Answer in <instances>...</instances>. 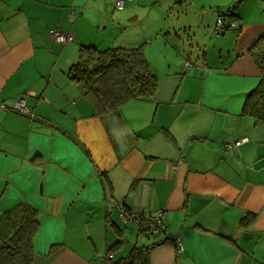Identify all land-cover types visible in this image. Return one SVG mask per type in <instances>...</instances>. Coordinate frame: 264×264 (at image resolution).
Segmentation results:
<instances>
[{"label":"crops","instance_id":"1","mask_svg":"<svg viewBox=\"0 0 264 264\" xmlns=\"http://www.w3.org/2000/svg\"><path fill=\"white\" fill-rule=\"evenodd\" d=\"M176 1L203 13L186 54L177 35L124 37L135 0H0V212L38 211L31 264H106L134 246L150 264H264V123L241 113L264 0H238L223 32L216 17L235 0L162 3ZM140 45L155 92L98 115L67 76L79 47ZM121 209L161 213L164 231L141 233Z\"/></svg>","mask_w":264,"mask_h":264},{"label":"trees","instance_id":"2","mask_svg":"<svg viewBox=\"0 0 264 264\" xmlns=\"http://www.w3.org/2000/svg\"><path fill=\"white\" fill-rule=\"evenodd\" d=\"M219 16L226 22L220 32L230 29L229 24L236 21L233 13ZM248 53L259 70V81L246 95L241 113L264 123V33L249 47ZM67 76L101 116L130 100L152 95L158 81L142 45L106 49L80 46L78 59L70 66ZM253 219L254 214H251ZM144 223L141 233L157 236L164 231L161 224L159 232L151 233ZM38 228V211L27 203L0 212V264H31ZM149 251L148 246H134L126 258L106 264H150Z\"/></svg>","mask_w":264,"mask_h":264},{"label":"rangeland","instance_id":"3","mask_svg":"<svg viewBox=\"0 0 264 264\" xmlns=\"http://www.w3.org/2000/svg\"><path fill=\"white\" fill-rule=\"evenodd\" d=\"M176 2H173L172 7L168 8L163 5L162 0H135L134 9L137 19L135 18V21L128 26L124 37L133 36L134 39L143 40L145 39L144 35H146L148 38L157 37L159 40H163L166 33H169L171 38H175V35H177V45L184 46L183 51L185 54L186 52L188 53L189 51H186L185 45L194 43L195 36L198 39H203V29L200 28L203 13L200 10H193L192 7L186 11L184 8L181 10L179 5L181 3L179 1ZM237 2L238 0H235V2L231 3L223 13H233V8L236 7ZM126 6L124 8L126 9L125 11H127ZM212 36H217V34L213 32ZM199 50L202 51L203 47L200 46ZM163 63L165 62H156L158 65ZM154 67L155 72H159V67Z\"/></svg>","mask_w":264,"mask_h":264},{"label":"built area","instance_id":"4","mask_svg":"<svg viewBox=\"0 0 264 264\" xmlns=\"http://www.w3.org/2000/svg\"><path fill=\"white\" fill-rule=\"evenodd\" d=\"M124 1L125 0H116L115 7L117 9H122ZM223 25H226V22L221 16L218 15L216 17V23H215L216 28H215V30L217 32H220ZM235 25H236L235 23H230L229 27L231 28V27H234ZM49 34L51 35V37L55 41H58V42L65 41L66 39L69 38V36L66 33L61 32L59 30H55V29H50ZM184 65L187 66V65H190V63L188 61H185ZM13 109L16 111L22 112V113H28L29 112L27 106L25 105L24 99L17 100L14 104ZM242 141L243 140L236 141L233 144V146L242 143ZM120 211L121 212L119 215L124 221H126L127 218H133V219H136L138 221H141V220L145 221L147 223V227L150 229L151 233L159 232L161 227H162L161 226V213H158L157 215L151 216L149 214L139 213V212H131V211H126L124 209H121ZM175 242H176L177 246L179 248H181L179 238H176Z\"/></svg>","mask_w":264,"mask_h":264}]
</instances>
